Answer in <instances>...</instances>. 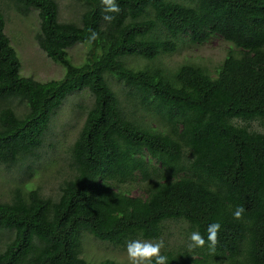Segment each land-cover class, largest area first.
<instances>
[{"label":"trees","instance_id":"16d2710c","mask_svg":"<svg viewBox=\"0 0 264 264\" xmlns=\"http://www.w3.org/2000/svg\"><path fill=\"white\" fill-rule=\"evenodd\" d=\"M75 1L80 22L63 20L58 0H10L35 12L38 45L65 69L48 82L22 75L0 7V166L32 178L64 102L93 97L58 198L22 179L0 199V243L10 235L0 264H119L83 258V234L123 249L161 242L172 222L206 243L164 241L167 264H264V131L253 127L264 126V0H115L112 13L103 0ZM216 36L231 48L214 68L162 61ZM77 44L89 46L82 64L69 52Z\"/></svg>","mask_w":264,"mask_h":264},{"label":"rangeland","instance_id":"374dc122","mask_svg":"<svg viewBox=\"0 0 264 264\" xmlns=\"http://www.w3.org/2000/svg\"><path fill=\"white\" fill-rule=\"evenodd\" d=\"M58 2L63 20L80 22L82 7L75 0H58ZM0 7L3 9L7 21L6 34L11 39L22 62V75L33 77L40 82L63 79L65 77L64 67L49 58L36 41L35 35L39 29V19L35 12L30 16H23L15 10L10 0H0ZM230 48L229 43L216 36L202 46L180 45L176 53L163 57L162 61L171 68H176L185 62H194L206 65L211 69L223 61ZM69 52L75 64H82L86 61L89 46L77 44ZM135 62L133 59L131 63L134 64ZM138 63L143 65L145 61L141 60ZM112 83L115 87L120 86L115 79ZM92 102L93 97L88 91L75 93L64 102L51 120L45 147L39 151L41 157L32 165V178L26 177L22 169L18 172L17 167L7 170L0 166L1 200L8 201L10 190L13 189L16 182H20L22 179L23 182L29 183L33 188L41 187V192L46 197L58 198L60 184L64 179L71 177L68 166L70 147L74 144L84 125L86 109L91 106ZM253 127L259 131H264V126L261 124L254 123ZM128 189L134 196L141 195L143 190L140 184H135ZM186 226L185 223H169V229L161 241H165L170 246L175 243H186L190 237V234L186 237V233L182 229ZM9 236L4 235L2 237L0 250ZM147 242L157 243L156 241ZM82 244V256L88 261L100 262L106 258H111L119 264H131L126 247L123 249L115 247L108 242L96 240L88 233L83 234Z\"/></svg>","mask_w":264,"mask_h":264},{"label":"clouds","instance_id":"9594fccd","mask_svg":"<svg viewBox=\"0 0 264 264\" xmlns=\"http://www.w3.org/2000/svg\"><path fill=\"white\" fill-rule=\"evenodd\" d=\"M106 5L105 11L112 13L118 12L119 6L115 0H103ZM111 16H105V19H111ZM244 208L238 206L233 212V216L237 219L241 218ZM221 228L219 222L210 223L207 227V243L210 249H214L217 235ZM192 244L190 247H198L205 245L206 241L199 231H192L190 234ZM163 242H147L140 240H132L127 243V253L131 264H167L168 257L162 254Z\"/></svg>","mask_w":264,"mask_h":264}]
</instances>
